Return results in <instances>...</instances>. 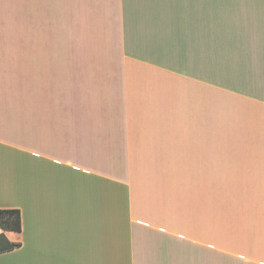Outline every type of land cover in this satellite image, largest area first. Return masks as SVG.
Listing matches in <instances>:
<instances>
[{
	"label": "crops",
	"instance_id": "0c3cea01",
	"mask_svg": "<svg viewBox=\"0 0 264 264\" xmlns=\"http://www.w3.org/2000/svg\"><path fill=\"white\" fill-rule=\"evenodd\" d=\"M0 209V264H264V0H0Z\"/></svg>",
	"mask_w": 264,
	"mask_h": 264
},
{
	"label": "trees",
	"instance_id": "16d2710c",
	"mask_svg": "<svg viewBox=\"0 0 264 264\" xmlns=\"http://www.w3.org/2000/svg\"><path fill=\"white\" fill-rule=\"evenodd\" d=\"M0 225L6 230L18 231L19 230V211L17 209H0ZM18 243H11L4 241L0 250H8Z\"/></svg>",
	"mask_w": 264,
	"mask_h": 264
},
{
	"label": "rangeland",
	"instance_id": "374dc122",
	"mask_svg": "<svg viewBox=\"0 0 264 264\" xmlns=\"http://www.w3.org/2000/svg\"><path fill=\"white\" fill-rule=\"evenodd\" d=\"M227 164H220L221 171L219 172V175H242V166L239 169L237 166L236 171H231L232 173L227 172L223 168H227ZM209 171L207 170V165L203 164H191L188 165V175H209Z\"/></svg>",
	"mask_w": 264,
	"mask_h": 264
},
{
	"label": "built area",
	"instance_id": "2783aa9c",
	"mask_svg": "<svg viewBox=\"0 0 264 264\" xmlns=\"http://www.w3.org/2000/svg\"><path fill=\"white\" fill-rule=\"evenodd\" d=\"M6 230L0 225V236L4 235Z\"/></svg>",
	"mask_w": 264,
	"mask_h": 264
}]
</instances>
